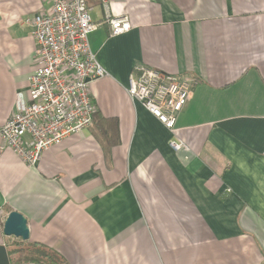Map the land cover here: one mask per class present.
Listing matches in <instances>:
<instances>
[{
	"label": "crops",
	"instance_id": "1",
	"mask_svg": "<svg viewBox=\"0 0 264 264\" xmlns=\"http://www.w3.org/2000/svg\"><path fill=\"white\" fill-rule=\"evenodd\" d=\"M109 1L132 29L111 36L89 0L109 74L90 92L120 144L107 159L89 128L28 166L0 138V245L40 244L68 264H264V0ZM49 8L0 0V127L37 67L25 20ZM139 65L195 79L174 130L129 97ZM11 212L28 241L4 234Z\"/></svg>",
	"mask_w": 264,
	"mask_h": 264
},
{
	"label": "built area",
	"instance_id": "2",
	"mask_svg": "<svg viewBox=\"0 0 264 264\" xmlns=\"http://www.w3.org/2000/svg\"><path fill=\"white\" fill-rule=\"evenodd\" d=\"M50 6L25 24L37 45L36 70L30 76L28 97L17 98L16 112L0 127V138L28 166L73 134L94 124L93 82L109 74L90 47L89 37L100 24L93 21L89 0H46ZM109 0H101L103 24L116 37L132 29L127 16H114ZM195 79L171 76L145 65L134 68L127 92L167 129L174 130L186 108ZM176 151L185 149L172 141Z\"/></svg>",
	"mask_w": 264,
	"mask_h": 264
},
{
	"label": "trees",
	"instance_id": "3",
	"mask_svg": "<svg viewBox=\"0 0 264 264\" xmlns=\"http://www.w3.org/2000/svg\"><path fill=\"white\" fill-rule=\"evenodd\" d=\"M91 128L95 129L94 134L103 147L106 158L109 159L112 148L120 144L118 121L116 119L105 118L96 111L94 114V124ZM24 244L28 246L26 249H9L8 253L11 264H68L57 252L46 246L28 242H24ZM12 254L16 257H11Z\"/></svg>",
	"mask_w": 264,
	"mask_h": 264
},
{
	"label": "water",
	"instance_id": "4",
	"mask_svg": "<svg viewBox=\"0 0 264 264\" xmlns=\"http://www.w3.org/2000/svg\"><path fill=\"white\" fill-rule=\"evenodd\" d=\"M4 234L22 241L30 239V229L27 219L18 212H11L4 224ZM0 264H11L7 248L0 245Z\"/></svg>",
	"mask_w": 264,
	"mask_h": 264
},
{
	"label": "rangeland",
	"instance_id": "5",
	"mask_svg": "<svg viewBox=\"0 0 264 264\" xmlns=\"http://www.w3.org/2000/svg\"><path fill=\"white\" fill-rule=\"evenodd\" d=\"M26 247H28L26 244H24V243H20V242H15V243H12L11 245H10V250H13V249H26ZM12 257H15V255L14 254H12Z\"/></svg>",
	"mask_w": 264,
	"mask_h": 264
}]
</instances>
